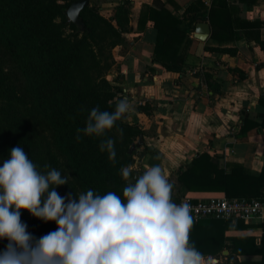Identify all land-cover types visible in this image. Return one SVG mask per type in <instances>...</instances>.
Masks as SVG:
<instances>
[{"label": "trees", "instance_id": "1", "mask_svg": "<svg viewBox=\"0 0 264 264\" xmlns=\"http://www.w3.org/2000/svg\"><path fill=\"white\" fill-rule=\"evenodd\" d=\"M71 1L65 0L64 5L50 6L38 0H0V107L4 109L3 119L0 120V166L10 157V150L19 145L37 165L39 171L46 172L54 168L62 175L68 177L69 174L71 182L75 181L80 185V193H86L92 188L79 167L71 161L67 145V137L74 128L76 127V130L73 133L86 126L89 113L74 118L78 106L86 100L76 85L48 90L41 87L43 84L51 85V73H54L56 78L61 76V72H65L67 78L81 65V56L72 54L81 47L78 43L72 42L76 47H68L70 54L66 53L63 58H55V61L51 62L47 56L51 49L63 47L64 40L52 17L56 12H62L67 18L66 9ZM127 2L128 0L122 2L123 10ZM201 6L203 5L200 0L190 2L184 13L196 11ZM89 8L92 7L88 5L80 13L84 29L81 30L66 19L65 24L77 34L82 32L92 36L94 29L84 17V12ZM238 10L236 5L227 3V0H212L208 11L211 37L220 41H236L246 37L264 47V41L259 39L260 23L240 16ZM180 20V17L161 0L142 4L137 18V29H143L148 21H152L156 31L153 61L174 72H182L185 46L189 41L187 34L178 26ZM65 43H68L67 39ZM207 49L231 53L236 50L225 46ZM31 56L33 58H30ZM35 61H43L41 72L33 71L31 63ZM205 77L210 78L211 75L205 74ZM63 78L64 76H61L59 81L62 82ZM53 94H56L57 98H53ZM109 98H104L102 111L111 113L115 111L116 106L108 103ZM259 102L264 105V93ZM143 111L150 113V106L145 104ZM68 118L72 121L71 131H68V127L65 128ZM118 123L126 124L121 119L115 122L116 125ZM253 128H264V115L259 122L244 118L239 134ZM84 137L85 135L80 133V139ZM46 164L49 169L44 168ZM65 165L68 168L65 169ZM121 181L125 187L126 181L123 178ZM169 182L173 184L172 199L175 203H178L176 192L179 185L193 191H216L228 197H261L264 200V167L258 175H254L246 172L239 162L229 161L224 166L219 165L207 152L196 155L192 165L180 171L177 178H170ZM62 186L63 194L58 192L57 187L55 190L65 197V185ZM72 196L76 198L75 193H72ZM21 213V220L27 224V231L35 230L37 238L57 229L55 221L44 222L25 209H21ZM245 226L241 219L232 222L231 219L204 218L193 223L190 242L195 244L202 255L215 254L228 248L230 252L227 258L232 257V251L242 255L259 254L261 260L251 264H264V237L259 245L249 236L235 237L231 244L225 242L227 228ZM7 243V240H0V250H3Z\"/></svg>", "mask_w": 264, "mask_h": 264}, {"label": "crops", "instance_id": "2", "mask_svg": "<svg viewBox=\"0 0 264 264\" xmlns=\"http://www.w3.org/2000/svg\"><path fill=\"white\" fill-rule=\"evenodd\" d=\"M95 1L97 9L113 15L125 0ZM153 0H128L122 11L126 18L127 38L115 47L116 70L112 75L116 93L130 107L125 116L140 129L144 154L139 157L146 171L159 166L169 180L193 163V158L207 152L219 165L235 161L248 173L258 175L264 167V128H253L239 134L244 118L261 121L264 105L259 102L264 93V47L246 37L236 41H220L210 35L196 38L199 22L211 23L208 16L212 0H200L203 6L185 12L196 0H161L180 17L179 28L189 38L185 46L182 72L167 70L153 61L156 31L152 21L137 29L142 4ZM238 7V14L260 23L259 39L264 41V0H227ZM233 47L234 53L218 52L207 47ZM205 74L211 75L206 78ZM125 90V95H120ZM150 106V113L143 106ZM140 137V136H139ZM178 193L190 198L222 195L216 191H193L179 185ZM235 220H232V222ZM245 227L225 230V242L249 236L260 244L264 237V209L261 216L243 221ZM224 248L215 254L203 255L204 264H251L261 255H242Z\"/></svg>", "mask_w": 264, "mask_h": 264}, {"label": "clouds", "instance_id": "3", "mask_svg": "<svg viewBox=\"0 0 264 264\" xmlns=\"http://www.w3.org/2000/svg\"><path fill=\"white\" fill-rule=\"evenodd\" d=\"M120 100L114 112L91 109L86 136H104L128 112ZM114 140L99 144L115 162ZM49 169V165H44ZM123 167V198L115 192L99 195L92 190L60 196L57 186L68 177L54 168L41 172L17 145L0 166V264H204V257L190 242L193 218L190 206L172 199L173 184L159 166L133 177ZM134 181V182H133ZM67 201V202H66ZM21 209L57 229L39 238L27 231Z\"/></svg>", "mask_w": 264, "mask_h": 264}, {"label": "rangeland", "instance_id": "4", "mask_svg": "<svg viewBox=\"0 0 264 264\" xmlns=\"http://www.w3.org/2000/svg\"><path fill=\"white\" fill-rule=\"evenodd\" d=\"M38 1H42L45 5L50 6L65 4V0ZM90 6L92 8L86 9L84 17L94 29V34L92 36L84 35L82 32L79 34L75 33L69 25L65 24V19L67 20V18L64 13L56 12L53 15V23L58 26L64 41L62 42L63 47L61 49L53 48L50 50L51 53L47 54L48 60L53 62L55 58H63L66 53L70 54L68 47L74 45L73 43H78L81 47L76 52H72V54L80 55L82 61L80 67L77 70L75 69L73 75L72 71L71 75L65 78V72H61V76H64L62 82L59 81L61 76L54 78V73H51V85L48 86L43 84L41 86L47 90L48 88L61 89L65 85L78 86L81 91L80 94L85 98L86 102L78 106L74 113V118L83 116L85 113H90L91 109L97 106L102 111L103 100L106 96L110 97L108 103L111 105L116 106L120 101L116 93L115 80L112 75L117 67L115 61V47L122 44L127 38L126 18L122 8L119 9L116 15H113L108 12L100 13L97 9L98 4H96L95 1H93ZM65 39L68 40V43H65ZM30 58H33V56ZM42 62L43 61H41V63L35 61L31 63L35 73L41 72ZM56 66L57 65H55V67ZM52 96L53 98H57L56 94ZM3 111L4 109L0 107V120L3 119ZM70 120L65 126V128L68 127V131L73 130L72 121L70 122ZM121 120L126 124H115L112 129L106 130L102 137L85 135L84 139L81 138L77 140L75 137L77 132L73 133L76 127L69 137H67L65 132V137L68 138L67 145L71 153V161H73L84 174L86 182L90 184L92 188L91 190L101 196L108 192H115L123 198L124 185L121 181V169L123 167H130L133 169V175L135 171L138 172V175H142L145 171L139 159V157L144 154L138 144L141 129L135 125V123L127 121L125 114L122 116ZM109 138L113 139L115 142V162L109 160L107 151L101 152L99 149L101 141ZM66 168L68 167L65 165V169ZM70 178L68 174V184H65V197L69 194L72 196V193L78 196L81 190L80 185L75 181L72 183ZM57 189L59 193H64V187L62 185L57 186ZM176 197H178L179 202L181 197L180 193L176 192ZM76 198L78 199V197ZM29 233L37 238L35 230L30 229Z\"/></svg>", "mask_w": 264, "mask_h": 264}, {"label": "built area", "instance_id": "5", "mask_svg": "<svg viewBox=\"0 0 264 264\" xmlns=\"http://www.w3.org/2000/svg\"><path fill=\"white\" fill-rule=\"evenodd\" d=\"M125 93V90H122L120 95H125ZM181 203L190 206L193 223L204 218L241 219L245 221L261 216L264 209V200L261 197L247 199L245 197H228L223 194L198 199L181 196L177 204Z\"/></svg>", "mask_w": 264, "mask_h": 264}, {"label": "water", "instance_id": "6", "mask_svg": "<svg viewBox=\"0 0 264 264\" xmlns=\"http://www.w3.org/2000/svg\"><path fill=\"white\" fill-rule=\"evenodd\" d=\"M89 5V0H72L66 9L67 20L77 25L81 30L84 29V23L80 16L81 11ZM211 28L208 22H199L196 25L195 37L204 40L210 35ZM142 142V136L139 137ZM138 172H134L133 177L137 176Z\"/></svg>", "mask_w": 264, "mask_h": 264}]
</instances>
